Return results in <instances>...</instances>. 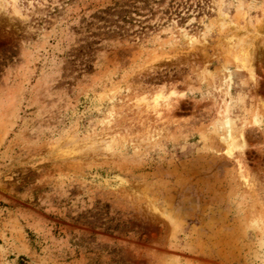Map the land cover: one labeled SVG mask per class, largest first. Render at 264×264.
<instances>
[{
    "label": "rangeland",
    "instance_id": "1",
    "mask_svg": "<svg viewBox=\"0 0 264 264\" xmlns=\"http://www.w3.org/2000/svg\"><path fill=\"white\" fill-rule=\"evenodd\" d=\"M0 264H264V0H0Z\"/></svg>",
    "mask_w": 264,
    "mask_h": 264
},
{
    "label": "bare ground",
    "instance_id": "2",
    "mask_svg": "<svg viewBox=\"0 0 264 264\" xmlns=\"http://www.w3.org/2000/svg\"><path fill=\"white\" fill-rule=\"evenodd\" d=\"M242 68L243 69H245L246 67H245V63L243 62L242 63ZM245 70H247V72H249L250 73V69H245ZM161 97H157V99H155V108H157L159 105L157 104V100L158 99H160ZM164 100H166V99H164ZM164 100H163V102H164ZM166 102V101H165ZM154 108V109H155ZM232 121V120H231ZM225 123H226V126H229V119L226 117V119H225ZM229 129H232V128H230V126H229ZM234 131V130H233ZM229 137L231 136V133H230V130H229ZM227 135V136H228ZM240 135V134H239ZM232 141H234V140H232ZM230 141L228 140V143H229ZM231 143V142H230ZM232 145H230L229 146V144H228V146L227 147H229V148H227V150L225 151V153H226V155L228 156V157H232L233 156V149L234 148H232V146L234 147V144H233V142L231 143ZM236 146V145H235ZM235 150V149H234ZM242 179H243V183H244V185H246L247 184V179H245L244 177H242Z\"/></svg>",
    "mask_w": 264,
    "mask_h": 264
}]
</instances>
